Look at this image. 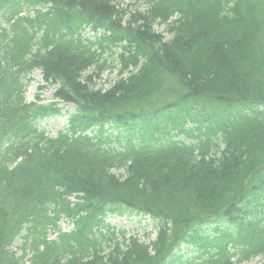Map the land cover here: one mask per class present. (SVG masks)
<instances>
[{
    "label": "trees",
    "instance_id": "obj_1",
    "mask_svg": "<svg viewBox=\"0 0 264 264\" xmlns=\"http://www.w3.org/2000/svg\"><path fill=\"white\" fill-rule=\"evenodd\" d=\"M114 1L0 0V12L12 18L24 5L47 7L36 22L53 29L41 47L52 49L28 59L31 38L23 24L17 29L24 40L14 38L3 48L6 36L0 34V194L20 203L34 222L43 220L47 203L79 217L77 233L62 246L40 251L35 241L32 263L170 264L180 260L172 253L181 243L199 252L194 264H231L230 246L243 261L264 257V0H138L145 9L128 12ZM173 17L172 38L164 41L155 26ZM89 27L104 32L106 46L97 44L103 52L122 46L127 71L141 65L104 93L81 82V73L98 64L82 37ZM35 66L61 85L59 98L78 106L76 129L100 127L96 143L87 137L51 140L34 131L36 117L51 110L24 104L18 75ZM155 112L154 120L177 118L180 131L186 119L198 122L204 137L199 156L196 147L167 139L134 156L128 178L119 180L111 168L123 166L129 153L94 149L103 141V124L146 122ZM147 137L162 141L153 132ZM74 193L83 194L81 203L64 198ZM109 204L160 220L151 251L131 240L126 252L103 261L102 243L88 236ZM208 224L215 226L212 235ZM0 264L22 263L0 242Z\"/></svg>",
    "mask_w": 264,
    "mask_h": 264
},
{
    "label": "rangeland",
    "instance_id": "obj_2",
    "mask_svg": "<svg viewBox=\"0 0 264 264\" xmlns=\"http://www.w3.org/2000/svg\"><path fill=\"white\" fill-rule=\"evenodd\" d=\"M132 1L133 0H129V3H132ZM157 30L161 33H165L164 27L159 26ZM118 77V71L111 68L103 73H100V75L96 77L93 82L96 86H98V88L107 89L118 79ZM31 78L33 81L28 87L27 100L32 102L37 95H40L45 102H52L54 89L46 87L45 89L40 90V87L44 86L41 73L35 72L31 75ZM73 110L74 107L71 105L64 106L63 115L40 121V127L45 130L48 135L56 136L58 132L65 128L67 117L73 112ZM106 222L109 227L115 229L116 231H126L128 237L136 236L146 242L153 240L155 237L156 230L154 222L149 217L131 213L128 210L125 215H121L120 213H110ZM60 226L63 231H70L73 228L72 224L65 219L60 222ZM52 237L55 238V233H52Z\"/></svg>",
    "mask_w": 264,
    "mask_h": 264
}]
</instances>
